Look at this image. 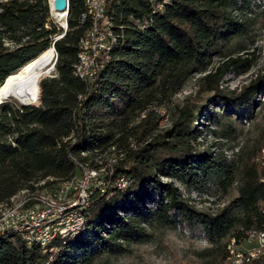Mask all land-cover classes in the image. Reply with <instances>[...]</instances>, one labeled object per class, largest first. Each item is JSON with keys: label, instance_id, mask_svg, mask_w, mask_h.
<instances>
[{"label": "trees", "instance_id": "16d2710c", "mask_svg": "<svg viewBox=\"0 0 264 264\" xmlns=\"http://www.w3.org/2000/svg\"><path fill=\"white\" fill-rule=\"evenodd\" d=\"M153 1L106 0L119 40L106 57H97L88 82L74 74L79 42L90 27L83 0H68L67 26L61 33L49 16L47 0L0 3V85L25 72L52 43L55 51V73L36 80L28 105L0 102V204L75 182L83 169L107 168L105 158L111 154H116L111 180H125L117 187L110 185V176H102L110 186L89 195L79 212L82 230L72 238H54L52 246L60 248L48 261L45 247L0 234V264H88L103 253L119 254L123 244L146 240V227L174 225L170 211L190 213L191 219L196 215L170 181L159 177L187 189L212 175L222 189L232 182V159L193 149L199 108L176 105L170 126L154 134L157 115L150 107L170 101L191 74L204 72L202 90L222 102L221 112L210 111L207 120L250 118L256 96L264 92V69L236 94L221 93L218 86L227 70L250 66L252 51L234 54L246 50L241 43L248 29L243 14L254 0H156L160 4L151 8ZM212 58L218 61L207 71ZM256 143L253 152L260 157L264 137ZM255 157L243 164L233 201L200 217L208 254L221 251L223 259L224 238L239 240L245 230L264 222V181L259 180L264 169ZM252 262L264 264V259Z\"/></svg>", "mask_w": 264, "mask_h": 264}, {"label": "rangeland", "instance_id": "374dc122", "mask_svg": "<svg viewBox=\"0 0 264 264\" xmlns=\"http://www.w3.org/2000/svg\"><path fill=\"white\" fill-rule=\"evenodd\" d=\"M243 15L248 22L246 37L241 41L246 50L235 52L234 55L244 56L245 52L248 51H252L253 55L247 56L251 61L248 69L240 71L231 68L222 75L218 88H220L221 93L226 95L236 94L242 86L246 85L250 79L254 78L256 74H260L264 69V0H254ZM51 20L54 21L52 18ZM58 24L55 22L61 33L62 30L60 24ZM52 54L55 56L51 51L50 59L41 69V74L46 71H49L47 73L49 76L54 74L52 66L54 56ZM217 61L218 59L212 58L206 67L207 71ZM203 74L204 72L191 74L185 80L180 91L171 96L170 101L160 106L150 107L157 115V128L154 130V134L161 133L170 126L176 105L186 106L190 109L199 108L195 123L198 135L193 142V149L196 152H220L227 159H232V182L225 189H222L217 183V177L212 175L209 180L201 182L196 188L187 189L176 180L159 177L161 181H170L179 193L180 198L196 215H193L191 219L190 213L179 214L177 211H170L169 214L174 225L146 227L145 232L148 234L146 240L123 244L124 250L121 253L115 255L103 253L93 257L88 264H227L226 260L221 257V251L217 253L213 251L211 254L206 251L209 245L202 234L199 224L200 217L202 214L215 213L221 207L233 201L237 194V187L241 183L243 164L247 161L250 162V159L257 155L254 154L253 149L257 145L256 141L264 131V92L256 96L257 102L253 106L250 118L247 121H241L234 116L222 115L214 123L207 120L210 117V111L219 114L222 102L219 98H213L210 92L202 90L200 78ZM7 99L15 100L13 98ZM14 102L19 103L16 100ZM137 118L134 122L137 121ZM211 129L216 134L211 133ZM104 152H108V149ZM115 157L116 154L109 155L105 158L106 163ZM257 157L258 155L255 158ZM99 177L103 179L102 176ZM102 182L103 180L96 181L95 185H92L91 192L101 187ZM105 182L108 183V181ZM153 196L156 197L155 194ZM86 198L85 196L84 202H74L73 208L67 213L62 211L63 209L58 211V217H66L67 214H70V218L66 220V228L62 230V235L68 236L69 229H73L72 236L69 235L71 238L82 230L77 219L78 212L85 207ZM67 204H71V202ZM234 212L237 211L234 210ZM49 223L50 228H54V226L56 228V221H49ZM75 226L78 227L74 229ZM226 240L227 238H224L221 243H225ZM252 245L253 243L250 242L244 243L243 246Z\"/></svg>", "mask_w": 264, "mask_h": 264}, {"label": "built area", "instance_id": "2783aa9c", "mask_svg": "<svg viewBox=\"0 0 264 264\" xmlns=\"http://www.w3.org/2000/svg\"><path fill=\"white\" fill-rule=\"evenodd\" d=\"M7 1L0 0V3ZM47 3L51 17L48 0ZM106 3V0H86L88 10L92 11L93 26L88 27V35H84V42L78 49L80 50V58H84V67L80 70L87 82L91 80L94 73L97 57H105V47L107 45L104 33V24H106L107 17ZM148 4L153 8L155 5L160 4V1L154 0ZM52 19L56 22L54 18ZM118 30L119 26L117 24ZM50 39H52V36ZM262 137H264V131ZM257 165L259 168L264 169V145H261L260 160H258ZM111 173L112 168H109L107 175H110V183H117L118 187L124 185L122 177L119 178V182H112ZM259 180L264 181V177H260ZM95 181H100V177H96V174L87 171H80L70 187L49 189L39 194L24 196L14 207L0 212V230L3 228L16 229L23 236L24 245L30 246L33 245L34 236L39 235L44 229H52L49 244L45 245V250L47 249L49 252L47 256V260H49L55 248V246H51V239L66 237L62 236V228H66L65 220L69 218V214L66 217H57L59 204L68 201H84V193H91V185ZM110 183H102V193ZM260 212L264 216V207L260 209ZM49 221H56V228H49ZM76 227L78 226H75L74 229ZM72 230L69 229V235H71ZM250 242L253 243L252 246H243L244 243ZM224 250L225 255L223 258L232 259V264H244L245 255H254V251H261L262 259H264V222L260 228L245 230L244 236L239 240H235L232 236L229 237L224 244Z\"/></svg>", "mask_w": 264, "mask_h": 264}, {"label": "bare ground", "instance_id": "6f19581e", "mask_svg": "<svg viewBox=\"0 0 264 264\" xmlns=\"http://www.w3.org/2000/svg\"><path fill=\"white\" fill-rule=\"evenodd\" d=\"M48 2L50 3V0ZM67 2H68V0H67ZM83 6H84V9H85L84 17L89 20L90 27H92L93 26L92 11L88 10V6L86 4V0H83ZM50 14H51V17L56 20V23L60 24V27L62 28V30L65 31L66 30V26H67L66 25V10H64L62 12H59V11H55V10H51L50 9ZM119 31H120V28H119L118 32ZM104 33L106 35V41H107V45L105 47V57H106L109 49H111L113 46H115L118 43V40H119V37L115 33H113V31L111 29V24H110V21H109L108 17H106V24H104ZM85 35H88V31L85 33ZM60 37L61 36L55 38L54 41L56 39L60 38ZM83 42H84V36L80 40L79 46ZM51 51L55 54V51H54V48H53V43L51 44L50 49H48L39 58V60L36 61L31 67H29L25 72L19 73V74H13V75H10L8 78H6V80L3 81V84L0 85V98H4V100L7 99V98H13L16 101H22L24 103H29L30 101H32L33 95H34V88H35L36 80L39 79L40 77L44 76L45 74L49 73V71H47V73L44 72L43 74H41L40 71H41L42 68H44V66L49 61L50 55H51ZM52 56H54V55L52 54ZM83 67H84V58H80V50H79L78 64L74 67V74L76 76L80 77L81 79L87 81L85 76H84V74L80 70V69H83ZM94 72H96V71L94 70ZM93 75H94V73L92 74L91 79L93 78ZM37 92H38V86H37ZM36 99H37V97H36ZM121 157H122V155L119 156V158H121ZM258 160H260V157H257V159L255 160L256 164H257ZM114 162H116V160L114 158H111L107 168H102V169H99L98 171L83 169V171H87V172L96 174V177L104 176V175L108 174L109 168H111V164L114 163ZM108 176H110V175H108ZM100 181H101V177H100ZM117 182H119V180ZM73 183L74 182H72V183L69 182L67 184L61 185V187H70L71 185H73ZM95 183H96V181L94 182L93 185H95ZM124 183H125V180H124ZM110 185H117V184H113L112 183ZM110 185H108V186H110ZM91 188H92V185H91ZM98 188H100V187H98ZM101 192H102V190H101ZM88 194L84 193V200H85V196L87 197L85 203L87 202V199L89 197ZM21 199L22 198H20V199H13L12 198L10 203L0 204V212L6 211V210L10 209L11 207H14L16 205V203L19 200H21ZM70 202H71V204H67V203H70ZM74 202H84V201L62 202L61 204H59V210H57V217H58V211H60V209H63L62 211H65V213L70 211L73 208ZM85 206H87V203L85 204ZM61 214H62V212H61ZM80 217L81 216L79 215V212H78V219H77L78 220V225L81 226V228H83L84 220H83L82 217L81 218ZM69 218H70V214H69ZM66 220H65V227H66ZM49 225H50V223H49ZM54 228H55V226H54ZM62 230H63V228H62ZM0 234H2V235H4V234L16 235V236H18L20 238L22 243H24L23 236L16 229L3 228V229L0 230ZM72 234H73V231L71 232V236H72ZM51 236H52V229H44V230L41 231V233L39 235L34 236L33 244L34 245H41V246L45 247V245L49 244V240H50ZM62 238H64V237H62ZM53 240H54V238L51 239V246H52V241ZM59 248H54L52 253H55ZM52 253H51V257H52ZM260 258H262L261 251H254V255H245L244 264H251V263H253L252 262L253 260L260 259ZM224 260H226L227 264H232V259L225 258Z\"/></svg>", "mask_w": 264, "mask_h": 264}, {"label": "water", "instance_id": "95a60500", "mask_svg": "<svg viewBox=\"0 0 264 264\" xmlns=\"http://www.w3.org/2000/svg\"><path fill=\"white\" fill-rule=\"evenodd\" d=\"M49 1V0H48ZM50 9L51 10H55V11H59V12H62L64 10H67V5H66V0H50ZM54 60H55V57L53 59V62H52V66H53V63H54ZM48 70V69H47ZM47 73V71H46ZM55 73V72H54ZM45 76H48L47 74H45L44 76L42 77H45ZM41 77V78H42ZM4 80V79H3ZM2 80V82H3ZM1 82V83H2ZM4 98H0V102L3 101ZM21 105H28L29 103H24L22 101H18Z\"/></svg>", "mask_w": 264, "mask_h": 264}]
</instances>
